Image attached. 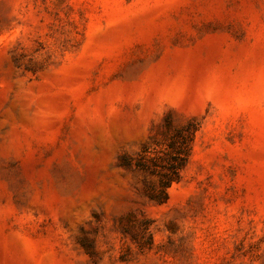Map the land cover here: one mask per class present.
<instances>
[{"label":"rangeland","instance_id":"374dc122","mask_svg":"<svg viewBox=\"0 0 264 264\" xmlns=\"http://www.w3.org/2000/svg\"><path fill=\"white\" fill-rule=\"evenodd\" d=\"M0 264H264V0H0Z\"/></svg>","mask_w":264,"mask_h":264},{"label":"trees","instance_id":"16d2710c","mask_svg":"<svg viewBox=\"0 0 264 264\" xmlns=\"http://www.w3.org/2000/svg\"><path fill=\"white\" fill-rule=\"evenodd\" d=\"M196 130V125H189L177 132L173 140L169 143L170 150L167 151L164 158L152 157L151 159L146 156H123L121 162L127 167H135L142 172H155L156 167H161L158 171L159 188L155 193H152V198L158 201H164L168 197L167 189L173 182L179 181L181 170L186 165L192 151L193 132ZM161 159V160H158ZM160 161V162H159Z\"/></svg>","mask_w":264,"mask_h":264}]
</instances>
